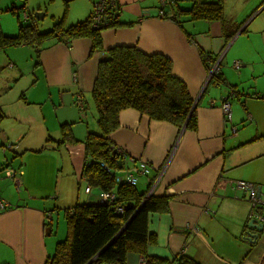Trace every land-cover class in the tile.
I'll return each instance as SVG.
<instances>
[{
  "label": "crops",
  "instance_id": "obj_1",
  "mask_svg": "<svg viewBox=\"0 0 264 264\" xmlns=\"http://www.w3.org/2000/svg\"><path fill=\"white\" fill-rule=\"evenodd\" d=\"M56 1L63 8L60 11L58 5L54 11L62 12L64 24L69 25L88 17L95 0ZM118 2L120 23L100 31L103 49L127 44L165 54L193 105L192 126L123 108L118 125L108 134L112 145L128 157L152 165L148 174L137 175L136 188L145 192L154 184L153 193L167 194L165 210L148 216L154 241L146 246V253L128 250L125 264H138L139 257L148 255L164 259L162 264H178L174 256L182 254L198 264H264V224L253 242L241 237L249 203L244 192L232 187V180L241 178L264 192V0H221L220 20L191 18L185 11L166 16L168 3L161 15L160 0ZM40 3L32 7L46 14V6ZM189 4L190 0H175L173 8L187 9ZM91 47L88 36L68 41L59 34L43 40L33 60L30 52L36 46L0 48V198L9 202L0 207V264H43L62 237L59 213L63 210L64 215V209L77 202L94 201L100 190L82 177L85 137L97 126L89 93L101 50L91 52ZM23 52H28L27 58H21ZM218 57L217 74L222 80H206L212 59ZM233 59L240 61L238 68L232 66ZM5 69L11 71L12 85L5 80ZM225 82L239 91L229 101L235 135H230L220 109ZM77 94L84 108L76 104ZM42 106L58 112L46 122ZM63 122L69 124L72 140L59 142ZM42 142L49 147L40 151L41 159L56 164L62 174L60 186L46 191V197L39 189L49 185L52 169L40 174L34 165L19 167L17 158L2 160V152L18 154L27 149L20 150L22 156L37 152ZM121 161L117 171L135 169L137 164L127 158ZM12 170L19 183L9 174ZM14 185L20 188L17 196ZM186 222L197 231L186 230Z\"/></svg>",
  "mask_w": 264,
  "mask_h": 264
},
{
  "label": "trees",
  "instance_id": "obj_2",
  "mask_svg": "<svg viewBox=\"0 0 264 264\" xmlns=\"http://www.w3.org/2000/svg\"><path fill=\"white\" fill-rule=\"evenodd\" d=\"M166 3L169 11L165 12H171V16L172 11H185L191 18H222L221 0H190L187 9L181 10L179 6L173 8L175 0H166ZM21 6L25 7L24 4ZM22 7L12 5L9 8L17 16L18 30L9 34L0 26V48L27 44L36 46L38 54L43 40L65 34L68 41L72 37L88 36L92 41L91 52L101 50L91 89L98 130L89 131L85 137V161L89 160L84 163L82 177L92 186L115 191L117 200L125 203L122 214H115L110 203L96 199L77 202L65 208L72 209L71 213H64L65 237L56 241L52 254L47 256L43 264H85L100 250L87 264H125L128 250L146 253V246L154 241V234L148 230V216L151 212L165 210L167 194L151 192L144 199L146 191L140 192L135 185L114 181L112 175L99 164L100 160H104L114 168L118 165L117 156L112 153L115 146L108 134L118 125L119 112L126 107L136 108L151 118L167 120L178 126L183 123L192 126V98L183 81L171 72V60L165 54L145 52L136 45L127 44L113 45L104 50L100 34L102 29L91 27L90 13L85 19L67 26H64L62 14L51 28L40 30L39 18L29 11V18L22 17ZM119 23L118 4L117 20L113 26ZM212 77L217 81L222 80L218 74ZM60 129L62 138L59 142L72 140L68 123H60ZM174 258L178 264H198L183 254ZM145 260L146 264L164 262V259L154 255L146 256Z\"/></svg>",
  "mask_w": 264,
  "mask_h": 264
},
{
  "label": "built area",
  "instance_id": "obj_3",
  "mask_svg": "<svg viewBox=\"0 0 264 264\" xmlns=\"http://www.w3.org/2000/svg\"><path fill=\"white\" fill-rule=\"evenodd\" d=\"M166 0H160V9L158 10L161 15L165 14L162 10L163 4H165ZM118 0H95L92 5V9L90 12V25L94 28L103 29L106 27H111L117 20V11H118ZM21 16L26 18L28 17V10H26L24 7L21 9ZM166 16H171V12H166ZM210 56L206 55L205 59H209ZM219 57L213 58L211 66L208 70L206 79L208 77H212L213 73L219 71ZM240 65V61L238 59H233L232 66L235 68H238ZM73 79L76 80V74L73 73ZM220 82V81H219ZM226 86V92L221 97V103H220V109L223 116V120L229 123L228 128L230 135H235L237 130L235 126L230 122V105L229 101L232 97L237 95V91L235 88L228 82L224 83ZM76 103L82 107L83 102L82 99L77 96ZM210 104H212V101H210ZM115 154L117 158L124 160L127 158L130 161H137L135 169L127 168L122 171H117L114 167L110 166L107 162L104 160H100L99 164L104 170L108 173H110L116 183H127L129 185H136L138 174L146 175L151 170V164L144 159H134L132 157H128L124 150L121 147L115 146ZM89 160V158H88ZM87 160V161H88ZM86 161V162H87ZM3 166V165H2ZM1 168V167H0ZM21 173V171H20ZM9 174L15 179L16 183L20 182V178L15 175L14 171L12 170L9 172ZM154 184H149L148 189L146 190L145 197H147L153 189ZM232 187L235 189H239L242 192L245 193V197L249 203V212H248V218L254 217L256 220L261 221L264 223V192H261L258 189V186L248 180H244L241 178H236L232 180ZM115 191H107L100 189L96 194V200L99 202H106L110 203L114 209L115 214H122L124 211V202H120L116 198ZM9 206V202L6 201L3 198H0V207L4 208ZM65 212H72V209H64ZM50 216V212L47 213ZM184 228L196 232L197 227L193 224H190L186 222L184 224ZM2 264H10L7 262H4ZM138 264H146V260L143 256L139 257Z\"/></svg>",
  "mask_w": 264,
  "mask_h": 264
},
{
  "label": "rangeland",
  "instance_id": "obj_4",
  "mask_svg": "<svg viewBox=\"0 0 264 264\" xmlns=\"http://www.w3.org/2000/svg\"><path fill=\"white\" fill-rule=\"evenodd\" d=\"M36 1H39V0H0V26H1V29L5 32V33H9V34H12V33H16L17 30H18V19H17V16L14 12H12L11 10H9V8L12 6V5H15V6H20L22 7L21 5L24 4V8L26 10H28L29 12H34L35 10H38L37 8H34L32 7L33 5L37 6L36 5ZM182 1V0H180ZM47 2V4L45 3ZM33 4V5H32ZM41 6L44 7V5L46 6L47 10H46V14L43 10H39V11H43L44 12V16L39 18L38 19V28L40 30H46L48 28H51V26L53 25V23L55 21H58V19L62 16L61 13L58 15L56 13L55 8L58 9V5L60 7V11L62 10L63 8V4L59 3L56 1V0H41V3H40ZM93 5V3H92ZM92 9V7H91ZM51 13H54L55 15H51ZM68 22V21H67ZM66 22V23H67ZM68 24V23H67ZM64 26H67L66 24ZM6 28V29H5ZM33 50H31L30 52V58L33 60L34 57H35V54L37 52L36 49L32 48ZM22 50V49H21ZM19 50V51H21ZM36 51V52H35ZM22 54V53H21ZM28 57V52H23V56L21 58H27ZM211 66V65H210ZM210 68V67H209ZM209 68L207 69V73H208V70ZM11 73L10 70H7L5 69L3 71V74L5 76V80L6 79H9L10 81V84L12 85V83L14 82L13 78L11 77V75H9ZM207 73H206V76H207ZM1 74V73H0ZM217 74V72L213 73V76ZM0 82H3V79L0 78ZM8 88H5L4 90H7ZM236 90V89H235ZM237 91V90H236ZM25 93V92H24ZM0 94H3L2 92ZM239 94V91H237V95ZM89 95H91V92L89 93ZM236 95V96H237ZM55 94H53V101L57 103V100L55 98ZM22 97H24V94L22 93ZM22 100V99H21ZM50 101V100H48ZM92 101V100H91ZM42 102V101H41ZM51 102V101H50ZM93 103V102H92ZM28 106H32V105H29L27 104ZM93 105V104H92ZM42 111L44 110V113H45V121L48 122V120L51 118V116L54 114V111L58 112V109L54 108V109H46V107L43 106L41 107ZM92 110L95 111V108L94 106L92 107ZM90 114V111L89 113ZM89 117V115H88ZM91 118V117H90ZM98 130V127L96 126V130ZM50 139H48L49 141ZM48 142H42L40 144V146L37 148L38 150H36L37 152H26L24 153L22 156H19L22 154L21 151H26L27 149H20L18 150V154H15V153H9V151H6V153H3L2 152V156H3V163L8 161V159H14V158H17V161H16V164H18L19 167L23 168L24 169V166L27 165V166H35V171L36 172H39L40 174H45L46 172L50 171L51 169L53 170V173H50L49 172V185H43L40 187L39 189V192H46L48 190H54L56 188V186H60V177L62 176V174H60V169L56 167V164H52L49 160H45L43 161L41 159V152L40 151H43L45 149H47V147H49L47 145ZM5 146V145H3ZM0 148L2 150V145L0 144ZM38 157V158H37ZM22 160V161H21ZM21 162H23L24 164H22ZM15 166V165H14ZM152 166V165H151ZM21 174V173H20ZM38 177L40 178V176L38 175ZM83 186V184H82ZM14 187L13 191L15 193V196H17L18 194V189L17 185H14L12 186ZM46 193H44V197H46ZM53 213H55V211H53ZM59 216H60V221H59V233L61 234L60 236H62L61 238H64L65 237V233H66V221L64 222V215H63V210L62 212L59 213ZM56 228V225L54 226V229ZM187 230V229H186ZM59 238V239H61Z\"/></svg>",
  "mask_w": 264,
  "mask_h": 264
},
{
  "label": "water",
  "instance_id": "obj_5",
  "mask_svg": "<svg viewBox=\"0 0 264 264\" xmlns=\"http://www.w3.org/2000/svg\"><path fill=\"white\" fill-rule=\"evenodd\" d=\"M264 5V4H262ZM33 16H35L36 18H41L44 16V12L43 11H39V10H35L33 12ZM211 77V76H210ZM210 77H208L206 80H208ZM193 106V105H192ZM191 106V107H192ZM113 154H115V151H112ZM117 163L119 166H121L122 164V161L121 159L117 158ZM258 186V185H257ZM259 189V187H258ZM135 213V212H134ZM133 213V214H134ZM133 214L124 222L123 226H125V224H127V222L131 219V217L133 216ZM263 222L261 221H258L256 220L254 217H250L247 222L243 225V228L241 230V237L250 241V242H253L254 240H256L257 238V231H260L262 229V226H263ZM122 226V227H123ZM251 229H254L255 231L252 232ZM121 230V229H120ZM119 230V231H120ZM118 231V232H119ZM115 236V235H114ZM113 239V238H112ZM110 239L108 241V243L112 240ZM107 243V244H108ZM101 251V250H100ZM99 251V252H100ZM99 252H97L92 258H90L85 264L91 262L98 254ZM98 264H111V263H108V262H99Z\"/></svg>",
  "mask_w": 264,
  "mask_h": 264
},
{
  "label": "bare ground",
  "instance_id": "obj_6",
  "mask_svg": "<svg viewBox=\"0 0 264 264\" xmlns=\"http://www.w3.org/2000/svg\"><path fill=\"white\" fill-rule=\"evenodd\" d=\"M30 17V16H29ZM28 17V18H29ZM77 96H79L80 98H81V96H80V94H77ZM77 98V97H76ZM82 99V98H81ZM82 102H83V100H82ZM77 104V103H76ZM78 105V104H77ZM79 106V105H78ZM80 107V106H79ZM80 108H84V102H83V105H82V107H80ZM113 151H115V149L113 150Z\"/></svg>",
  "mask_w": 264,
  "mask_h": 264
}]
</instances>
